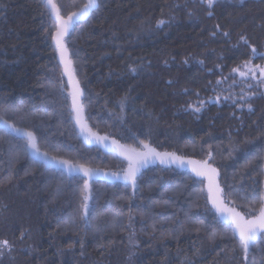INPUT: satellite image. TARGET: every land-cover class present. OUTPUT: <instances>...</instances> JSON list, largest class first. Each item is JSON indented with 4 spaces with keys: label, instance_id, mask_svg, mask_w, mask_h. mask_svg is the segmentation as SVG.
I'll list each match as a JSON object with an SVG mask.
<instances>
[{
    "label": "trees",
    "instance_id": "1",
    "mask_svg": "<svg viewBox=\"0 0 264 264\" xmlns=\"http://www.w3.org/2000/svg\"><path fill=\"white\" fill-rule=\"evenodd\" d=\"M85 1L56 0L65 18ZM99 4L66 39L92 131L199 161L211 154L224 199L244 214L258 211L264 84L255 71L264 67V0H218L211 9L200 0ZM50 14L43 0H0V114L32 131L50 155L121 171L124 159L79 137ZM197 101L199 112L188 107ZM23 142L0 127V240L12 245L0 264H264V234L246 260L191 173L149 167L134 192L93 181L86 224L83 177L33 163Z\"/></svg>",
    "mask_w": 264,
    "mask_h": 264
},
{
    "label": "snow or ice",
    "instance_id": "2",
    "mask_svg": "<svg viewBox=\"0 0 264 264\" xmlns=\"http://www.w3.org/2000/svg\"><path fill=\"white\" fill-rule=\"evenodd\" d=\"M202 4H206L207 8L211 9L218 2V0H200ZM45 7L50 8L51 15L54 16V29L55 34L53 39L55 40L56 50L60 55V62L63 65L64 74L69 77V81L73 86L72 96V110L76 113L77 123L81 125L82 131H87L97 142H106L108 141L107 136H98L96 133L91 132L90 129H87V125L83 123L82 114L84 111L83 105L80 103V97L83 95L79 87V82L75 79V68L73 67V61L68 58V49L65 46L64 37L68 34L69 29L74 22V20H79L82 17H87L91 10H98L100 7L99 0H87L86 3L77 6V11H72L67 17L61 15V5H59L56 0H43ZM243 3V0H241ZM209 16L212 15V12L207 13ZM164 21H159V24H163ZM219 29V26H217ZM213 36L216 35L215 32L212 33ZM224 36H228V32L223 33ZM240 39L244 44H249V41L244 36H241ZM252 55L255 57L258 55L257 49L252 47ZM264 58V57H262ZM201 63H203L201 61ZM251 61H246L245 66L250 65ZM257 68L260 71V83L264 84V67ZM250 72L253 71L251 67L248 68ZM132 72H135L136 69L132 68ZM234 72H238L241 77H244L246 73L239 68L233 69ZM253 79L255 76L253 75ZM219 83V82H218ZM171 84V81H169ZM251 87V85H249ZM199 95L198 93L196 94ZM203 101H197L195 104H189L188 107L192 108L195 112H199L203 106ZM249 111L252 110L251 105H248ZM0 126H3L4 129H10L17 136L24 137V154L31 157L33 163H38L44 167H57L61 169H67L69 176L76 174H83V177L87 179L83 180V187L80 190L81 203L80 208L83 209L84 215L81 216V219L85 220L87 224L86 217L88 215L89 201L92 197V188L89 181L93 178L94 175L98 174V170H94L84 164L73 163L68 159L58 157L56 155H50L48 151H42L41 147L37 142V136L32 132L25 130L21 126H17L15 123H10L9 117L6 114H0ZM143 148L138 150L135 147L129 145L121 144L117 140L111 141L112 148L116 151L119 156H122L127 161L126 169H122L121 172L114 173H104V175H111L117 179H123L127 184H130L135 191L137 189L138 176L140 170L148 165L150 162H154L156 159H159L162 164L165 163H175L183 167L186 164L192 166V171L198 177H205L208 180V192L209 199L212 202L213 207L219 213V221L223 222V227L228 229L231 232V238H239V244L244 253L245 259L250 250V247L253 246L254 241L264 234V195L259 196V209L256 212L250 210L248 213L241 214L234 207H225L224 202L221 199L222 189L219 184L216 183V176L218 175L217 169L212 167L208 160L204 161H194V160H185L183 156L177 155L175 152H158L155 148L151 147L148 143L140 141ZM105 147H108V144L105 143ZM209 159H211V154H209ZM132 217H129L131 220ZM155 228V225H153ZM217 238V233L212 232L210 239L215 240ZM5 251L11 252L12 245L8 240H0V258L3 257ZM251 264V262H249Z\"/></svg>",
    "mask_w": 264,
    "mask_h": 264
},
{
    "label": "water",
    "instance_id": "3",
    "mask_svg": "<svg viewBox=\"0 0 264 264\" xmlns=\"http://www.w3.org/2000/svg\"><path fill=\"white\" fill-rule=\"evenodd\" d=\"M87 2V0L85 1V3ZM49 9V11L51 12V10H50V8H48ZM93 10H91V12H92ZM91 12L89 13V15L87 16V17H82L81 19H79V20H74V22L72 23V25H71V27H70V29H69V32H68V34L64 37V42H65V46L67 47V45H66V39H67V37L69 36V34H70V32H71V30H72V28L74 27L73 25L75 24V23H77V22H80V21H82V20H85V19H87L90 15H91ZM51 15V14H50ZM52 16V15H51ZM52 18L54 19V21H55V18H54V16H52ZM55 34V33H54ZM54 34H53V36H54ZM53 39V38H52ZM53 44H54V47H55V49H56V45H55V40L53 39ZM68 58L70 59V53H69V49H68ZM57 59H58V61L60 62V55H59V52L57 51ZM71 60V59H70ZM72 61V60H71ZM60 66H61V69H62V72H63V74H64V71H63V65L61 64V62H60ZM73 67H74V65H73ZM64 76H65V79H66V82L68 83V86H69V94H70V103H71V105H72V96H71V93L73 92V86H72V84L70 83V81H69V77L67 76V75H65L64 74ZM75 79L78 81V79H77V76H76V72H75ZM79 87H80V90L82 91V88H81V85H80V82H79ZM83 93V92H82ZM83 96H84V93H83V95L80 97V103L82 104V100H83ZM83 107H84V105H83ZM73 111V110H72ZM73 116H74V121H75V126L77 127V129H78V133H79V137L84 141V143L88 146H95V147H97V148H100V149H103L104 151H106V152H113L117 157H119L120 159H124L122 156H119L117 153H116V151L112 148V146H111V141L112 140H117L116 138H114V137H108V141H106V142H97L95 139H93L90 135H88V132L87 131H82L81 130V125L80 124H78L77 123V118H76V113L75 112H73ZM82 120H83V123L84 124H86L87 125V129H90L91 130V132H93V133H96V132H94V131H92V129L89 127V125H88V122L86 121V116H84V111H83V114H82ZM1 128H3V126H0ZM4 129V128H3ZM5 130H9L12 134H14L16 137H18V138H20V137H22V136H17L14 132H12L10 129H5ZM98 136H106V135H103V134H100V133H96ZM22 138H24V137H22ZM118 141V140H117ZM119 142V141H118ZM105 143H107L108 144V147H105ZM120 143V142H119ZM122 144V143H121ZM156 149V148H155ZM157 150V149H156ZM158 152H161V151H159V150H157ZM161 153H163V152H161ZM170 153V152H169ZM184 157V156H183ZM184 159L185 160H194V161H199V160H197V159H195V158H192V157H189V158H187V157H184ZM125 160V159H124ZM126 161V160H125ZM127 162V161H126ZM208 163L210 164V160L208 159ZM156 164H159V165H161L162 167H164V168H167V167H173V168H177L178 170L180 169V170H183V171H187V172H189V173H191L192 175H193V177L194 178H197L198 180H203L204 181V189H206V193H207V200H209V204H210V207L212 208V210L213 211H215L216 212V214L218 215V217H219V213H217V211H216V209L213 207V205H212V202H211V200L209 199V192H208V180L205 178V177H198V176H196L195 175V173L192 171V166L191 165H185V166H183V167H181V166H179L178 164H175V163H165V164H162L161 162H160V160L159 159H156L154 162H150V163H148V165L146 166V167H144V168H142L141 170H140V174H139V176L141 175V173L142 172H144L145 170H146V168H148V167H150V166H155ZM211 165V164H210ZM212 167H214V168H216L215 166H213V165H211ZM126 167H127V165L125 166V168L124 169H126ZM52 168H56V169H60V170H62V171H64L65 173H68V171H67V169H61V168H57V167H52ZM217 169V168H216ZM94 170H96V169H94ZM217 172H218V169H217ZM104 173H114V172H109V171H103V170H98V174L97 175H94L93 176V178L89 181V183L91 184V182L92 181H100V180H102V181H105V182H108V183H113V182H120V183H124V184H127L123 179H117V178H115L114 176H111V175H104ZM80 176H82L83 177V174L81 173V174H79ZM73 176H77L76 174H73ZM138 176V177H139ZM84 179H87L86 177H83ZM219 179H220V177H219V172H218V175L216 176V178H215V180H216V183L217 184H219V186H220V183H219ZM220 188H221V186H220ZM222 189V188H221ZM221 199L223 200V202H224V206L225 207H233V206H231L228 202H227V200L226 199H224V196H223V190H222V194H221ZM235 208V207H234ZM237 211H239V212H241V214H244L241 210H239L238 208H235ZM262 235V234H261ZM260 237H258V239H259ZM257 239V240H258ZM255 242V241H254ZM253 243V242H252Z\"/></svg>",
    "mask_w": 264,
    "mask_h": 264
},
{
    "label": "rangeland",
    "instance_id": "4",
    "mask_svg": "<svg viewBox=\"0 0 264 264\" xmlns=\"http://www.w3.org/2000/svg\"><path fill=\"white\" fill-rule=\"evenodd\" d=\"M247 71H249L248 69H246ZM253 70H254V68H253ZM250 72V71H249ZM251 73V72H250ZM255 73H257L258 75L260 74V71H259V69L257 68L256 69V71H255ZM86 121H87V118H86ZM123 144V143H122ZM149 144V143H148ZM126 145V144H125ZM151 147H153L154 148V146H152L151 144H149ZM134 147V146H133ZM135 148H137L138 150H142V145L141 146H138V147H135ZM156 149L157 150H159L157 147H156ZM160 151V150H159ZM125 163H126V165H127V162L125 161ZM156 166H160L161 168H164V167H162L161 165H159V164H156L155 166H150V167H156ZM91 168V167H90ZM149 168V167H148ZM92 169H94V168H92ZM147 169V168H146ZM166 169V168H165ZM96 170H99V169H96ZM100 170H103V169H100ZM103 171H109V172H121V171H114V170H103ZM143 173V172H142ZM141 173V174H142ZM141 176V175H140ZM139 176V177H140ZM84 179V178H83ZM93 182V181H92ZM92 182H91V184H90V186H92ZM113 183H120V182H113ZM138 183V182H137ZM120 184H122V183H120ZM124 184V183H123ZM125 185H128V186H130L131 187V190H132V192H134V190H133V188H132V186L130 185V184H125Z\"/></svg>",
    "mask_w": 264,
    "mask_h": 264
}]
</instances>
